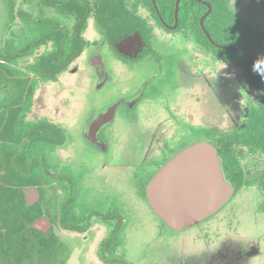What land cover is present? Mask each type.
Masks as SVG:
<instances>
[{
    "label": "rangeland",
    "instance_id": "rangeland-1",
    "mask_svg": "<svg viewBox=\"0 0 264 264\" xmlns=\"http://www.w3.org/2000/svg\"><path fill=\"white\" fill-rule=\"evenodd\" d=\"M231 7L243 21L264 30V0H231ZM21 10L32 20L44 18L68 29L73 25L72 18L38 0H0V49L20 45L28 34L18 17ZM138 14L152 29V49L160 62L143 54L136 34L111 48L91 16L84 50L57 82L38 83L25 120L46 121L66 133L65 144L48 162L53 184L45 187L44 197L55 203L51 213L68 197L67 183L57 176L71 175L76 181L73 221L83 224L88 211L119 214L125 224L124 247L116 254L132 264H264L262 153L228 148L243 170L241 189L215 215L192 228L175 232L165 227L147 203L146 184L171 156L193 142L241 131L249 109L262 96L244 81L241 68L216 59L192 38L166 32L146 10ZM49 49L42 47L12 67L33 76L36 58ZM96 53L106 63V79L100 84L97 68L89 61ZM10 94L0 84V102ZM129 97L135 99L118 109L101 135L103 144L87 143L83 134L96 112ZM73 120L77 124L70 127ZM25 194L31 204L41 200L32 188ZM115 223L93 217L87 231L69 232L43 218L38 229L52 228L66 244V264H103L97 251Z\"/></svg>",
    "mask_w": 264,
    "mask_h": 264
},
{
    "label": "trees",
    "instance_id": "trees-1",
    "mask_svg": "<svg viewBox=\"0 0 264 264\" xmlns=\"http://www.w3.org/2000/svg\"><path fill=\"white\" fill-rule=\"evenodd\" d=\"M38 1L72 18L73 25L68 29L48 19L32 20L21 10L18 17L26 24L28 34L20 45L7 44L0 49V84L11 92L0 102V264H66L69 258L66 244L52 228L45 232L34 227L35 224L47 218L65 231L85 232L93 217L104 223L116 222L99 245V261L132 264L125 255L116 254L124 247L125 224L119 214L88 211L83 224L73 221L76 181L71 175L57 176L70 186L58 212L51 213L55 203L44 197L45 187L53 184L48 162L53 152L65 144L66 133L46 121L25 120L32 110L38 83L57 82L84 50L87 43L83 36L91 16L111 48L117 41L136 34L143 43V54L160 62L152 49V29L138 14L139 9L146 10L166 32L192 38L216 59L241 68L244 81L262 96L249 109L241 131L211 141L218 150L225 179L235 188V195L241 189L244 175L228 148L241 147L264 155V77L253 71L254 63L264 56V30L243 21L232 9L231 0ZM105 8L109 9L108 16H104ZM48 45L50 49L40 54L31 68L33 76L12 67L19 59ZM259 184L264 190V173ZM28 188L36 190L41 200L29 204L25 194ZM143 195L146 198L145 189Z\"/></svg>",
    "mask_w": 264,
    "mask_h": 264
},
{
    "label": "water",
    "instance_id": "water-1",
    "mask_svg": "<svg viewBox=\"0 0 264 264\" xmlns=\"http://www.w3.org/2000/svg\"><path fill=\"white\" fill-rule=\"evenodd\" d=\"M93 66L103 59L98 53L90 59ZM105 75V71H100ZM131 100V99H130ZM124 100L103 108L91 121L89 139L113 121ZM235 188L224 177L218 150L209 141L193 142L171 156L149 179L145 187L147 202L163 224L180 232L215 215L234 196ZM38 222L34 227L37 228Z\"/></svg>",
    "mask_w": 264,
    "mask_h": 264
},
{
    "label": "flooded vegetation",
    "instance_id": "flooded-vegetation-1",
    "mask_svg": "<svg viewBox=\"0 0 264 264\" xmlns=\"http://www.w3.org/2000/svg\"><path fill=\"white\" fill-rule=\"evenodd\" d=\"M102 57V56H101ZM103 59V58H102ZM103 62H104V64H106L105 63V60L103 59ZM96 67V66H95ZM97 68V67H96ZM97 71H98V73H99V84L100 83H102V82H104V80L106 79V71H105V68H104V71H105V75L104 76H102L101 75V72H100V70L97 68ZM131 99V100H130ZM134 97H129V98H123V99H121V100H124V102H123V104H121V106L122 105H124V104H126V103H129V102H133L134 101ZM119 101V100H118ZM111 105V104H110ZM109 106V105H108ZM120 106V107H121ZM119 107V108H120ZM118 108V109H119ZM102 110V109H101ZM101 110H98L97 112H96V114L91 118V120H90V122L88 123V125H87V128L85 129V131H84V134H83V137L86 139V141H87V143H90V144H95V145H101V144H103V142H102V140H101V135L103 134V132H104V130L108 127V126H110L112 123H113V121L115 120V118H116V115H117V112H116V114H115V117H114V119H113V121H111L110 123H108V124H105L97 133H96V137L94 138V139H89V136H88V128H89V125H90V123H91V121H92V119L101 111ZM118 111V110H117ZM88 145V144H87ZM91 146V145H90ZM50 171V170H49ZM50 175H52L51 174V172H50ZM50 177V176H49ZM66 182L67 183V190L69 189V183H68V181H66V180H63V182ZM27 198V197H26ZM27 202L29 203V204H31L28 200H27Z\"/></svg>",
    "mask_w": 264,
    "mask_h": 264
},
{
    "label": "clouds",
    "instance_id": "clouds-1",
    "mask_svg": "<svg viewBox=\"0 0 264 264\" xmlns=\"http://www.w3.org/2000/svg\"><path fill=\"white\" fill-rule=\"evenodd\" d=\"M84 59L87 60L88 59V55L86 54L84 56ZM103 65L105 66V64L103 63ZM97 68L100 70V71H103L104 68H102L100 65L97 66ZM253 71L257 72L258 74H260L262 77H264V56H261L253 65ZM97 72V71H96ZM59 83V81H58ZM77 124V121L73 120L71 122V126H74Z\"/></svg>",
    "mask_w": 264,
    "mask_h": 264
},
{
    "label": "crops",
    "instance_id": "crops-1",
    "mask_svg": "<svg viewBox=\"0 0 264 264\" xmlns=\"http://www.w3.org/2000/svg\"><path fill=\"white\" fill-rule=\"evenodd\" d=\"M37 228H38V224H37Z\"/></svg>",
    "mask_w": 264,
    "mask_h": 264
}]
</instances>
